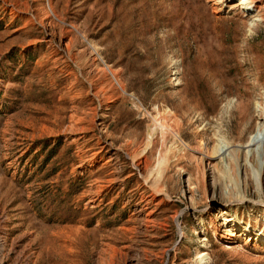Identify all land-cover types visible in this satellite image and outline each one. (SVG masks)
Returning <instances> with one entry per match:
<instances>
[{
    "label": "rangeland",
    "instance_id": "374dc122",
    "mask_svg": "<svg viewBox=\"0 0 264 264\" xmlns=\"http://www.w3.org/2000/svg\"><path fill=\"white\" fill-rule=\"evenodd\" d=\"M244 1L0 0V264H264Z\"/></svg>",
    "mask_w": 264,
    "mask_h": 264
},
{
    "label": "bare ground",
    "instance_id": "6f19581e",
    "mask_svg": "<svg viewBox=\"0 0 264 264\" xmlns=\"http://www.w3.org/2000/svg\"><path fill=\"white\" fill-rule=\"evenodd\" d=\"M227 3L230 5V7L233 6L235 0H226ZM259 3L262 2L263 0H257ZM245 1L243 0V3ZM251 4L250 5H246V4H242V5H245V9H247L249 11V9L251 8V5L253 4V2H250ZM168 127V126H167ZM154 128H157L159 130H164L166 131V128H165V125L162 123L160 124H155L154 125ZM153 128V129H154ZM156 130V129H155ZM165 133V132H164ZM163 133V134H164ZM174 133V131H173ZM161 134V133H160ZM176 134V133H175ZM220 144V147H217L218 145H216L215 147H217L215 149L214 147V151L210 154H205L203 155L204 158L208 161V163L212 162L214 160H216V162H221V164L223 165V167L226 169V170H229V165L227 163H224V156L229 154L230 153V150H229V145H222ZM233 146H231L232 148ZM243 148H246V153L247 154V157L250 156V152H255L258 156V163H259V167H263L262 164L264 162V153H263V147H264V129H261V128H258L252 135L249 136V139L247 141V143L244 145V146H241ZM240 151V150H239ZM237 152V151H236ZM253 155V154H252ZM228 156V155H227ZM230 158V157H229ZM251 158V157H250ZM226 159V158H225ZM235 157H232L231 160H234L235 161ZM249 160V159H248ZM161 161H163V159L161 158ZM248 162V161H247ZM165 164V162H164ZM216 164V163H214ZM219 164V163H218ZM235 164V163H234ZM249 164V163H248ZM252 166V165H250ZM252 170V169H251ZM238 174V173H237ZM260 174H258V177H259ZM261 176V175H260ZM255 177V175H254ZM255 180V179H254ZM257 183V182H256ZM259 183V182H258ZM236 187L238 186V184L235 185ZM239 201H241V199H239Z\"/></svg>",
    "mask_w": 264,
    "mask_h": 264
}]
</instances>
